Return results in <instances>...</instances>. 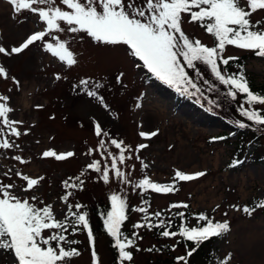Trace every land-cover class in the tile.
<instances>
[{
  "label": "rangeland",
  "instance_id": "374dc122",
  "mask_svg": "<svg viewBox=\"0 0 264 264\" xmlns=\"http://www.w3.org/2000/svg\"><path fill=\"white\" fill-rule=\"evenodd\" d=\"M60 6L67 10L66 6ZM183 19L182 28L187 35L208 46L214 45V38L199 23H189L187 14ZM251 19L264 20V10H258ZM45 27L37 14L28 10L17 14L8 0H0V46L10 50ZM62 27L66 29L67 25L62 24ZM53 37L69 42L76 64L68 66L45 50L46 42H56ZM224 55L246 56L245 68L251 84L256 92L264 94V58L235 46H226ZM0 65L8 72V78L0 77V95L9 97L7 103L13 109L9 119L22 122L15 125L21 132L19 137L11 135L10 129L0 123V129H4L5 136L14 144L11 149H0V182L15 184L13 192L21 198L36 196L37 199L31 201L36 206L49 203L59 219L66 216L69 203L83 205L80 210L92 214L90 226L99 264H121L117 248L98 230L93 213V208L109 201L113 193L127 201V220L122 226L135 241L127 249L133 258L124 264H184L176 259L184 256L187 250L183 244H177L178 236L164 237L155 227L136 228L134 225H146V217L152 223L153 218L160 220L187 208L194 214L189 226L199 222L196 213H205L214 222L227 220L230 224V231L215 240L212 264H221L228 254H231L230 264H264V209L257 208L251 216L242 211L244 206L252 208L264 200V160L258 159L264 157V126H257L241 116L244 94H238L235 100L219 99L209 90V76L201 74L198 77L189 69L190 76L203 92V98L197 103L196 97L179 95L142 66L138 67L142 62L131 56L127 46L106 45L82 32L53 30L51 36L19 54H0ZM221 68L226 70L223 65ZM57 74L60 79L56 78ZM12 77L20 82L19 86ZM81 80L89 81L87 87L80 84ZM89 90L102 96L104 103L87 95ZM224 91L227 93V89ZM245 107H248L246 103ZM148 112H154L155 139L139 134L147 132L144 114ZM238 121L249 126L240 128ZM97 123L107 136L95 134ZM221 137L223 139H214ZM111 139L123 141L128 146L126 160L117 163L126 174L127 182L116 177L111 169L112 156L120 154V150L111 145ZM101 140L105 141V150H99ZM180 142L189 146L191 155L179 152ZM141 143L148 147L135 151ZM46 150L71 151L75 155L59 161L43 157ZM17 155L27 162L15 160ZM94 160L100 161L101 169L109 168L107 183L102 179V172L87 169ZM235 161L243 164L236 165ZM176 170L188 174L204 172L205 175L191 181L177 180L176 190L171 193L136 187L145 176L157 183H173ZM17 172L44 179L33 190L23 191L26 182L16 175ZM77 177L83 180L82 187L64 186V181L79 184ZM69 191L72 195L66 204L61 197ZM180 203L188 207H170ZM139 208H146L147 212L135 210ZM157 212L161 214L159 217L153 215ZM50 234V230H45V236ZM66 236L79 243L65 246L76 247L81 253L71 258L69 264H93L87 231L81 229L73 233L68 229ZM0 264H16V261L10 252L0 250Z\"/></svg>",
  "mask_w": 264,
  "mask_h": 264
},
{
  "label": "snow or ice",
  "instance_id": "6c2138e0",
  "mask_svg": "<svg viewBox=\"0 0 264 264\" xmlns=\"http://www.w3.org/2000/svg\"><path fill=\"white\" fill-rule=\"evenodd\" d=\"M8 3L17 14L24 10L37 14L38 19L46 27L28 35L19 46L11 47L10 50L0 46V54L9 56L19 54L35 42L43 41L46 36H51L53 30L70 33L82 32L94 41L106 45L127 46L131 56L142 62V65H137L138 67L142 66L157 80L175 89L179 95L189 98L196 97L197 103H200L203 98V92L188 70H192L199 77L201 73L197 64L201 63L210 69L211 74L220 84L227 87L228 97L235 100L238 94H244L245 102L240 105L241 116L257 126H264V94L253 91L243 71V66H240L238 72L230 74L221 68V65L227 66L230 61L239 59L235 56L225 57L226 46L250 50L257 57L264 58V20L252 21L251 19L258 10H264V0H141L140 3H137V0H60L59 4L57 0H8ZM60 5L66 6L67 10ZM185 14L190 16L189 23L198 22L214 38L213 46H208L200 39H193L185 33L182 28ZM62 24L67 25V28L62 27ZM53 39L55 43L46 42L44 44L45 50L68 66L76 64L77 60L74 52L70 50L69 42L59 37H53ZM120 75L122 76L123 73ZM0 77L8 78V72L2 65H0ZM56 78L61 77L57 74ZM12 79L19 86L20 82L14 77ZM204 83L207 84L208 81L205 80ZM80 84L87 87L89 81L81 80ZM209 90L212 89L209 88ZM87 95L96 97L104 103V98L98 96L95 90L87 91ZM8 100V96L0 95V101H2L0 102V123L10 129L11 135L19 137L21 132L15 125L22 122L9 119V113L13 109L8 105ZM245 103L248 107H245ZM254 105L262 107H253ZM136 106L140 107L139 104ZM105 107L108 106L105 104ZM237 125L240 128L249 126L239 121ZM95 134L97 136L108 135L102 132L99 123L95 125ZM139 134L150 138L156 136L157 131H142ZM0 137H4L0 139V149L14 147L13 142L5 136L4 129H0ZM110 143L120 150L118 157L112 156L111 169L114 170L116 177L123 178L124 182H127L126 174L117 167V163L126 160L125 151L129 150L128 146L116 139H111ZM146 147L148 145L141 143L135 151L138 152ZM99 150H105L104 140L99 142ZM91 151L90 149L89 154ZM101 154L103 155V151ZM42 155L63 161L74 156L75 153L71 151L57 153L55 150H46ZM109 155L112 154L109 153ZM14 159L22 163L27 162L23 161L19 155ZM234 163L239 164L240 161ZM142 166L147 168L146 164ZM87 169L102 172L104 182L109 181V168L105 166L101 169L99 160L89 163ZM5 175L7 176L8 173L6 172ZM16 175L26 182L23 191L33 190L44 179L43 176L32 178L20 172ZM203 175H205L204 172L188 174L176 170L173 183L161 184L145 176L139 180L136 187L143 190L151 189L157 193H171L176 190L177 180L191 181ZM76 179L79 180V184H69L68 181H64V186L66 188L82 187L83 180L79 177ZM15 187V184L0 182V250L10 252L16 264H69L71 258L81 255L76 247L65 246V244L79 243L75 240H68V237L63 234L71 227L73 233L81 229L87 231L92 246V262L99 264L89 214L87 211H79L84 207L83 205L75 204L77 211H73V205L68 204V212L65 218L60 220L56 218L52 205L37 207L31 202L37 199L36 196L30 199L21 198L13 192ZM71 195L69 191L61 199L67 204ZM110 203V210L101 213L103 225L106 232L114 239L120 262L124 264L125 261L132 260L133 254L127 249L135 243L134 239L124 235L121 230L122 224L127 219V201L121 195L113 193L110 196ZM170 207L187 208L188 205L180 203ZM257 208L264 209V200L252 208L244 206L242 211L251 216ZM135 210L147 212L146 208ZM153 215L159 217L161 214L157 212ZM177 215L183 218L185 214L178 212ZM69 218H71L70 224ZM197 219L205 223L202 226H187L182 223L178 232L165 229L161 235L164 237L179 235L185 241L194 242L198 247L202 242L230 231V224L227 220L214 222L205 213H199ZM146 220L148 221L146 225L136 224L134 227H164L163 220L158 225H153L148 217ZM45 230H50L51 234L45 236ZM195 251L194 247L186 255L178 256L176 259L187 264V258ZM230 260L231 254H228L221 264H230Z\"/></svg>",
  "mask_w": 264,
  "mask_h": 264
},
{
  "label": "trees",
  "instance_id": "16d2710c",
  "mask_svg": "<svg viewBox=\"0 0 264 264\" xmlns=\"http://www.w3.org/2000/svg\"><path fill=\"white\" fill-rule=\"evenodd\" d=\"M196 23H198V22H196ZM238 58H239L238 60L230 61L229 65L225 66V69H226L225 71L227 73H229V74L230 73H235V72H238L240 70V66H243V71H244L246 77L248 78V80H250L249 81L250 87L253 89V91L256 92L255 86L253 84H251L252 83V79L249 78V76H248V74L246 72V68H245V66H246V56H239ZM197 67L199 68L201 74H207L209 76L211 81L208 80L209 81L208 84L210 85L212 91L216 93L218 98L228 101L229 97L226 95V92L224 91V89H227V87L222 85V84H220V82L217 81L215 79V77L211 74L210 69H208L205 65H203L201 63H198ZM253 141H255V139H253ZM258 159L259 160L260 159L264 160V157L263 156H259ZM242 164H243L242 161H240V163L236 164V165H242ZM48 204L49 203H40L39 204L40 206H37V207H43V206L48 205ZM69 204H71V203H69ZM257 204H255V205H257ZM71 205H73V211H77L75 209V207H74L75 205L74 204H71ZM110 207H111V203H110V200H109V201H107L105 203L96 205L95 208H93V213H94V218L96 219L97 224H98V230L101 233L107 235L109 237V239L114 244V239L106 232V230L104 228L103 217L101 216V213H106V211L110 210ZM79 211H81V210H79ZM82 211H85V210H82ZM87 212L89 214V220L91 219V221H92L91 212L88 211V210H87ZM178 212H182V211L173 212L172 214H169L168 216L163 217V219H160V220H158V218H153L152 224L154 223V224L158 225L161 220H163L165 222L164 223V227H159V226L155 227L157 232L158 233L162 232L165 229H167L169 231L178 232L179 231V226L182 223L186 224L187 226H189L188 222L190 221L191 215L193 213L187 208L186 210L183 211V213L185 214L184 217L181 218L179 215H177ZM54 214H55V211H54ZM198 214L199 213H196L195 215H198ZM64 218H65V216L63 218H61L60 220H63ZM57 219H59V218H57ZM126 220H125V222H126ZM91 221H90V223H92ZM68 222H69V224L71 223V218H69ZM125 222H124V226H125ZM169 222H170V226H169ZM204 223H205L204 221H199L194 226H198V225L202 226ZM68 229H71V227H69ZM95 229H96V227H95ZM121 230L124 233V235H126L127 237L133 239L130 235L127 234V231H126V229L123 226H121ZM96 231H97V229H96ZM63 234L66 235V232L63 233ZM177 236H178V243L177 244H183L184 246L187 247L186 248L187 250L184 253V255H186L187 252L189 250H191L192 248H194V247L196 248V251L193 252L192 256L187 258V264H212L211 263V255H212V252L214 250V243H215V240L217 239V237L210 238L209 240L202 242L197 247L194 244V242L185 241L181 236H179V235H177ZM53 246H55V244H53Z\"/></svg>",
  "mask_w": 264,
  "mask_h": 264
},
{
  "label": "bare ground",
  "instance_id": "6f19581e",
  "mask_svg": "<svg viewBox=\"0 0 264 264\" xmlns=\"http://www.w3.org/2000/svg\"><path fill=\"white\" fill-rule=\"evenodd\" d=\"M158 103V102H156ZM159 104V103H158ZM160 119L162 118L161 115H159ZM144 119L146 121L145 127L147 128V132L148 131H152L154 130V126H155V117H154V112H148L144 114ZM157 136H154L153 139H155ZM152 138V137H151ZM180 148H179V152L183 153L186 156H189L192 154L191 149L189 148V146L184 143V142H180ZM180 155V153H179ZM206 159V158H205Z\"/></svg>",
  "mask_w": 264,
  "mask_h": 264
}]
</instances>
